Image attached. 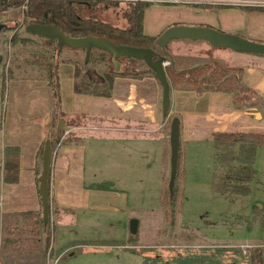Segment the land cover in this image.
Returning a JSON list of instances; mask_svg holds the SVG:
<instances>
[{"label": "rangeland", "instance_id": "374dc122", "mask_svg": "<svg viewBox=\"0 0 264 264\" xmlns=\"http://www.w3.org/2000/svg\"><path fill=\"white\" fill-rule=\"evenodd\" d=\"M214 1L190 0L185 3H200V7L212 4L211 9L216 11L218 6L213 5ZM251 1L258 0L242 2L260 3ZM149 2L150 5L163 3ZM117 8L120 7L100 9L98 15L111 23L124 26L126 20L121 11L117 14ZM25 9V6L20 5L10 11V15H16L20 23V38L9 42L11 30L4 35L7 38L3 47L7 65L2 72L4 76L0 78V98L8 79L41 77L46 73L43 64L45 59L41 57V52L47 51V55H50L51 49L44 39L26 31L25 26L30 23V18L26 17ZM147 9V21L151 22L147 30H156L157 23L162 21L160 16L164 15H160L158 6ZM185 11L193 13L189 9ZM181 13L178 19L184 20L180 22L182 24L196 25L202 20V17L191 19L183 11ZM12 23L17 24L15 21ZM26 37H29L27 41L21 40ZM155 48L166 60L174 61L181 69L213 61L229 66L221 60L220 51L216 49L218 47H212L201 39L173 38L164 47L156 45ZM220 50L249 60L264 56L229 47H221ZM35 54L41 56L34 61ZM97 54L95 51L94 55ZM63 55L76 59L82 65L83 51ZM54 60L56 62L57 57ZM120 60L125 69L132 68L145 73L149 68L143 60L132 61L127 57ZM86 68L104 72L105 64L89 62ZM1 112L0 181L5 168ZM59 115L64 114H54L53 126L57 125ZM164 118L168 120L169 131L173 117L167 115ZM151 133L154 135L150 136L151 139L146 136L145 141H125L124 149L112 157L109 155L108 141L94 139L97 142L94 154L95 141L87 139L86 182H95L105 188L114 187L120 193L125 191L126 195H121L115 205L110 202H94L91 208L79 210L76 215L68 214L64 219L59 216L60 210L57 211L55 203L50 202V220L46 226L42 211L37 218L29 214L18 216L2 212L0 205V264H250L256 246L261 249V264H264V227L260 221L264 215V165L257 162L256 150V160H253L252 165L255 172L249 183V193L234 194L213 189L212 142L190 141V144L185 145V158L184 144L180 143L179 169L175 179L178 201L170 206L173 214L169 215L164 194L169 187L171 170L170 138L163 129L155 133L152 130ZM52 134L54 138L55 131ZM58 145V142L53 141L54 149ZM111 159L115 161L111 163ZM39 198L41 201L40 192ZM114 206L117 210H110ZM252 216L255 217L254 222L248 227ZM133 218L138 220L136 231L130 228Z\"/></svg>", "mask_w": 264, "mask_h": 264}, {"label": "crops", "instance_id": "0c3cea01", "mask_svg": "<svg viewBox=\"0 0 264 264\" xmlns=\"http://www.w3.org/2000/svg\"><path fill=\"white\" fill-rule=\"evenodd\" d=\"M219 3L221 5L216 11L211 6L154 3L149 8L158 6L160 15L164 16H160L162 21L158 22L159 26L157 23L156 30L148 31L147 26L151 22L147 21L146 9L144 32L149 35L155 33L154 36H157L167 26L184 22L178 19L183 11L191 19L202 17L198 24L264 43V2H213ZM187 9L193 13H186ZM216 49L220 51L224 63L242 67L244 83L264 99V56L249 60L220 50L221 47ZM63 54L69 52L56 54L58 62L56 61L55 70L60 89L58 109L55 110L52 88L48 80L42 77L10 78L4 95L0 98L2 145L4 148L15 147L19 151L17 181H5L4 176L0 181V205L4 213L18 216L29 214L35 218L40 215L42 207L37 169L45 139L53 140L54 131V136L57 135V125L52 124L54 114L63 112L64 115L57 118L65 119V127L60 132L61 139L69 138L67 143H59L53 149L50 170L51 202L55 203L57 211L60 210L59 216L64 219L68 214L76 215L79 210L91 208L94 202H110L115 205L121 195H126L125 191L120 193L114 187L105 188L95 182H86L87 139L108 141V151L112 157L124 149L125 141L141 142L145 141L146 136L151 139L150 136L154 135L152 130L155 133L163 129L170 138L168 120L161 112L162 87L155 75L147 74L141 78L116 76L112 93L108 96L79 93L74 89L76 67L68 60L74 58ZM170 97L168 115L178 116L181 121L180 143L184 144L183 158L187 154L185 145L190 144V141L212 142L214 133L219 131L264 133V118L261 115L259 118L255 117L254 111L251 113L247 109L234 107L232 91L208 89L198 92L196 89L171 86ZM96 143L95 141L93 147L94 154L97 150ZM2 154L4 155V151ZM255 158L264 165V145L256 147ZM113 161L115 160L111 159V163ZM125 198L127 199L126 196ZM110 210H117V207H111Z\"/></svg>", "mask_w": 264, "mask_h": 264}, {"label": "trees", "instance_id": "16d2710c", "mask_svg": "<svg viewBox=\"0 0 264 264\" xmlns=\"http://www.w3.org/2000/svg\"><path fill=\"white\" fill-rule=\"evenodd\" d=\"M6 6L26 4V17H29L28 22L36 23H52L60 30L72 37L81 36H97L114 42L115 44H128L133 46H151L156 47L154 35H149L144 32L143 19L146 9L151 4L147 0H5ZM198 5L200 3H197ZM220 6L219 4H213ZM117 8V14L121 11L122 16L126 20V25L121 26L116 23H111L99 17L100 9L108 7ZM209 6H212L210 4ZM251 7H259L260 5H250ZM264 8V6H262ZM179 24V23H178ZM31 34V33H30ZM33 35V34H32ZM44 39L46 45L51 49L50 55L42 51L41 55H34V61L40 56L45 59L46 73L42 78H46L52 88L55 110L60 107V90L59 79L55 66L56 54L61 52L76 53L84 52L82 65L76 59L68 58L76 67L74 89L79 93L95 94V95H111L113 82L116 76H130L141 78L147 74L156 75L155 71L148 66V70L142 71L125 69L121 67L116 69L114 62L111 60V55L101 49H93L88 62H85L84 48H70L65 45H58L54 37L39 36ZM20 38L15 34L14 40ZM29 37L21 40L27 41ZM158 46V45H157ZM98 52L97 56L94 55ZM132 61L139 59L127 57ZM122 59V58H121ZM38 61V60H37ZM121 61V60H120ZM89 62H103L105 64L104 72H99L103 80H95L87 73L86 65ZM90 69V68H89ZM92 69V68H91ZM167 77L174 88L196 89L198 92L203 90H223L233 92L234 107L239 109H247L249 112L257 111L264 118V99L257 94L251 87L246 85L242 80V67L227 66L217 61H213L206 65L196 66L181 69L174 61L165 67ZM96 70V69H95ZM83 73V74H81ZM82 76V77H81ZM40 77V76H38ZM6 86V85H5ZM4 86V87H5ZM2 96L4 95V89ZM181 127V121H180ZM60 135H55L53 141L58 143H67L69 138L61 139ZM46 140V139H45ZM214 147V179L212 182L213 189L216 192L247 194L249 193V183L254 174L253 160L256 147L264 145V133L261 132H228L219 131L213 135ZM44 145V144H43ZM54 149V146H53ZM18 149L12 146L5 148L4 156V180L17 181L18 179ZM179 160V156H178ZM179 164V163H178ZM41 160L37 169V174L40 173ZM179 169V165H178ZM178 173V170H177ZM177 177V175H176ZM176 179V178H175ZM38 182V177H37ZM39 189V182H38ZM49 192L51 202V184L49 176ZM175 184L171 192L169 187L164 194L167 214L171 215L172 209L177 200L175 194ZM178 194V193H177ZM180 194V192H179ZM174 209V208H173ZM255 217L252 216L248 221L247 226L253 224ZM261 225L264 227V215L260 217ZM49 223V222H48ZM261 249L255 247L254 252L250 257V264H261Z\"/></svg>", "mask_w": 264, "mask_h": 264}, {"label": "water", "instance_id": "95a60500", "mask_svg": "<svg viewBox=\"0 0 264 264\" xmlns=\"http://www.w3.org/2000/svg\"><path fill=\"white\" fill-rule=\"evenodd\" d=\"M3 24H0V30ZM26 31L39 36L54 37L58 45H65L70 48H84L85 49V62L89 61L93 49H101L111 55V60L114 62L115 67L119 70L122 67L120 61L123 57H133L143 60L150 66L156 73L157 78L162 87V100L161 108L162 114L167 116L170 112L171 104V84L167 77V72L164 66L166 57L159 54L155 47L151 46H133L128 44H115L114 42L97 37V36H81L72 37L60 30L52 23L42 24L31 22L25 27ZM173 38H189L201 39L207 41L213 47H229L234 50L254 52L264 55V43L244 38L238 34L220 31L214 27L207 25H194V24H173L163 30L158 36L156 44L158 47H164ZM87 73L95 80H103L101 74L94 69H88ZM255 117H260V113L254 111ZM65 127V119L59 117L56 133L57 135ZM180 145V119L174 116L171 121L170 129V179L169 189L172 192L175 184V178L178 170V156ZM53 157V144L51 138H47L44 142V147L41 155V171L38 176L39 192L41 197L42 219L46 226L50 220V192H49V176L51 170V161ZM138 227V220L131 219L130 228L136 231Z\"/></svg>", "mask_w": 264, "mask_h": 264}, {"label": "flooded vegetation", "instance_id": "af4514ba", "mask_svg": "<svg viewBox=\"0 0 264 264\" xmlns=\"http://www.w3.org/2000/svg\"><path fill=\"white\" fill-rule=\"evenodd\" d=\"M5 0H0V24H3V27L0 30V78L4 76L5 73L3 72V69L6 68V52L4 51L3 47L6 45L7 38L4 36L6 32L12 31L11 36L9 38V42L11 40H14L15 34H18L20 23L17 19L16 15H10V11L12 8H15L20 5H12V6H6L4 3ZM22 6L26 7V4ZM12 19V20H11ZM12 21L17 22V24H13ZM27 25V24H26ZM201 25V24H198ZM26 27V26H25ZM29 33V32H28ZM34 35V34H33ZM125 58V57H123Z\"/></svg>", "mask_w": 264, "mask_h": 264}, {"label": "built area", "instance_id": "2783aa9c", "mask_svg": "<svg viewBox=\"0 0 264 264\" xmlns=\"http://www.w3.org/2000/svg\"><path fill=\"white\" fill-rule=\"evenodd\" d=\"M151 2H163V3H185L189 2L190 0H147ZM215 1H224V2H237V1H245V0H215ZM250 1V0H248ZM251 2H264V0H258V1H251ZM25 5V3L23 4ZM170 62L168 60L164 61V66L166 67Z\"/></svg>", "mask_w": 264, "mask_h": 264}]
</instances>
